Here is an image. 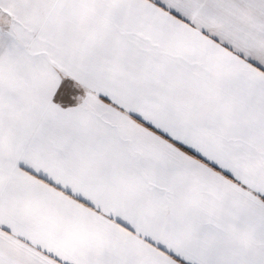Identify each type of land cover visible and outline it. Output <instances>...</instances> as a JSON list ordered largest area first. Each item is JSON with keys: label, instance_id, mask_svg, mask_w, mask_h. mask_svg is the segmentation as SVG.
Segmentation results:
<instances>
[{"label": "snow or ice", "instance_id": "obj_1", "mask_svg": "<svg viewBox=\"0 0 264 264\" xmlns=\"http://www.w3.org/2000/svg\"><path fill=\"white\" fill-rule=\"evenodd\" d=\"M0 264H264V0H0Z\"/></svg>", "mask_w": 264, "mask_h": 264}]
</instances>
